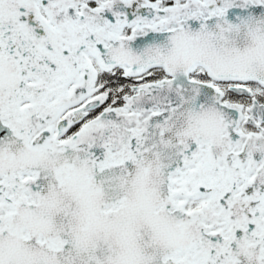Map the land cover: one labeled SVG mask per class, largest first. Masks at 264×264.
<instances>
[{
  "label": "snow or ice",
  "instance_id": "6c2138e0",
  "mask_svg": "<svg viewBox=\"0 0 264 264\" xmlns=\"http://www.w3.org/2000/svg\"><path fill=\"white\" fill-rule=\"evenodd\" d=\"M0 264H264V0H0Z\"/></svg>",
  "mask_w": 264,
  "mask_h": 264
}]
</instances>
